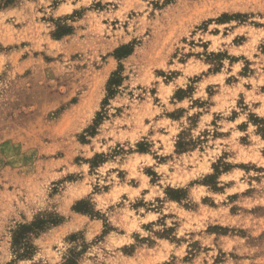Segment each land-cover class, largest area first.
Returning <instances> with one entry per match:
<instances>
[{"label": "rangeland", "instance_id": "1", "mask_svg": "<svg viewBox=\"0 0 264 264\" xmlns=\"http://www.w3.org/2000/svg\"><path fill=\"white\" fill-rule=\"evenodd\" d=\"M0 264H264V0H0Z\"/></svg>", "mask_w": 264, "mask_h": 264}, {"label": "crops", "instance_id": "2", "mask_svg": "<svg viewBox=\"0 0 264 264\" xmlns=\"http://www.w3.org/2000/svg\"><path fill=\"white\" fill-rule=\"evenodd\" d=\"M186 115V120H188V114H185ZM184 114L183 116H180V118H168V120L170 121L169 125L167 126L166 129H161L160 130V135H163V136H168L171 129L172 128H175V129H183V121H184ZM201 120H199V125L202 123V117L200 118ZM199 131V130H198ZM195 132V131H194Z\"/></svg>", "mask_w": 264, "mask_h": 264}, {"label": "trees", "instance_id": "3", "mask_svg": "<svg viewBox=\"0 0 264 264\" xmlns=\"http://www.w3.org/2000/svg\"><path fill=\"white\" fill-rule=\"evenodd\" d=\"M26 228H30V227H26Z\"/></svg>", "mask_w": 264, "mask_h": 264}]
</instances>
